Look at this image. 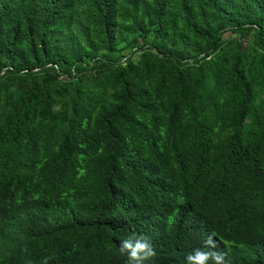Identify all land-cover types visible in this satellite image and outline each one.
Returning <instances> with one entry per match:
<instances>
[{
	"label": "trees",
	"instance_id": "obj_1",
	"mask_svg": "<svg viewBox=\"0 0 264 264\" xmlns=\"http://www.w3.org/2000/svg\"><path fill=\"white\" fill-rule=\"evenodd\" d=\"M139 236L264 264V0H0V264Z\"/></svg>",
	"mask_w": 264,
	"mask_h": 264
},
{
	"label": "clouds",
	"instance_id": "obj_2",
	"mask_svg": "<svg viewBox=\"0 0 264 264\" xmlns=\"http://www.w3.org/2000/svg\"><path fill=\"white\" fill-rule=\"evenodd\" d=\"M206 246L215 248V241L212 234H209L204 241ZM120 251L126 252L128 255V264H144V261L150 260L155 256V252L151 247L149 239L145 236L129 238L121 241ZM227 253L222 251H205L200 248L194 250L186 257L188 264H207L209 259L215 264H229L225 259Z\"/></svg>",
	"mask_w": 264,
	"mask_h": 264
},
{
	"label": "rangeland",
	"instance_id": "obj_3",
	"mask_svg": "<svg viewBox=\"0 0 264 264\" xmlns=\"http://www.w3.org/2000/svg\"><path fill=\"white\" fill-rule=\"evenodd\" d=\"M100 54L102 55L103 54V51H101ZM116 54L117 55L119 54V55H121V56L124 57V56H126L128 54V52H127V49H122L120 52L118 51Z\"/></svg>",
	"mask_w": 264,
	"mask_h": 264
}]
</instances>
